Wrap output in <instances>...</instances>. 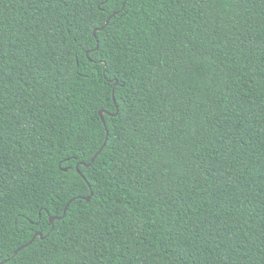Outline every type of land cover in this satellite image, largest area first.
I'll list each match as a JSON object with an SVG mask.
<instances>
[{
	"label": "trees",
	"instance_id": "16d2710c",
	"mask_svg": "<svg viewBox=\"0 0 264 264\" xmlns=\"http://www.w3.org/2000/svg\"><path fill=\"white\" fill-rule=\"evenodd\" d=\"M0 264H264V0H0Z\"/></svg>",
	"mask_w": 264,
	"mask_h": 264
},
{
	"label": "water",
	"instance_id": "95a60500",
	"mask_svg": "<svg viewBox=\"0 0 264 264\" xmlns=\"http://www.w3.org/2000/svg\"><path fill=\"white\" fill-rule=\"evenodd\" d=\"M109 21H110V19L107 20L106 25L109 23ZM106 25H105V26H106ZM105 26H104V27H105ZM96 31H97V30L94 31V34H95V35H96ZM117 112H118V110H117ZM99 113H100V115H101L102 120L104 121V118H103L104 111H103V110H100ZM104 122H105V121H104ZM108 138H109V132H107L106 140H105V143H104L103 147H105V145H106V143H107V141H108ZM103 147L101 148V150L103 149ZM101 150H100V151H101ZM100 151L95 155V157L93 158V160L99 155ZM93 160H92V161H93ZM64 170H68V168H65ZM86 200H90V197H88ZM67 208H68V206L65 208V211H64L63 216L65 215V213H66V211H67ZM63 216L58 217V218H62ZM56 219H57L56 217H52V218H51V222L54 223ZM36 235H40V236L42 237V233H39V234H36ZM36 235L33 237V239L30 241V243L33 242V240L35 239ZM21 249H22V248H19L15 253L17 254L18 251H20Z\"/></svg>",
	"mask_w": 264,
	"mask_h": 264
}]
</instances>
